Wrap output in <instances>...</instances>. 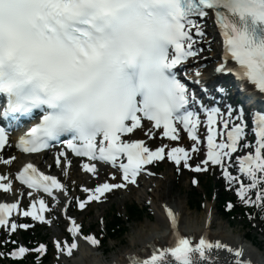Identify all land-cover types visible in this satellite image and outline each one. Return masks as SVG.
<instances>
[{
	"label": "snow or ice",
	"instance_id": "obj_1",
	"mask_svg": "<svg viewBox=\"0 0 264 264\" xmlns=\"http://www.w3.org/2000/svg\"><path fill=\"white\" fill-rule=\"evenodd\" d=\"M210 17L223 35L222 60L215 70L232 73L264 93V0H0V93L7 97L2 114L18 121L16 114L42 112L39 123L20 137L16 147L39 153L60 142L64 151L57 152L56 166L73 165L71 150L77 158L93 161L83 164L93 175H98V161L116 169L110 175L115 180L119 173L121 182L84 187L86 199L76 198L83 210L105 193L136 184L140 173L147 171L145 166L166 157L178 166L183 162V167L193 168L191 154H198L204 146L206 158L194 170L218 167L229 190L243 204L264 211V113H254L256 139L249 141L242 106L222 109L201 102L202 120L199 112L187 108L196 96L178 76L179 67L187 68L186 62L196 61L203 51L200 43L206 33L199 20ZM195 74L200 75L198 68ZM241 90H245L243 84ZM217 92L226 94V89ZM145 121L153 125L147 128L153 138L160 130L162 138L177 142L186 130L190 149L173 146L168 151L166 144L153 149L144 139H132L137 130L145 129ZM63 136L69 138L61 140ZM8 144V129L0 127V150ZM15 159L0 158V162ZM16 178L36 190L35 195L32 191L20 194L31 199V207L22 210L23 217L45 221L43 213L49 207L43 194L57 202L61 195L68 198L66 185L35 163L24 164ZM0 180L5 177L0 175ZM11 188L10 180L0 183V189ZM73 202L68 199L69 205ZM233 207L227 204L228 209ZM13 210H20L19 200L0 203V226L9 234L32 227L10 220ZM167 212L174 245L154 249L136 264H171L170 257L177 264H215L210 255L213 249L233 254L231 264H253L244 258L243 247L233 248L203 236L194 244L178 231L174 210ZM68 219L73 239H56L54 248L71 256L78 248L82 226L73 217ZM83 238L100 244L95 235ZM8 243L16 241L4 240ZM46 251L43 243L35 249L21 244L0 255L26 258V254Z\"/></svg>",
	"mask_w": 264,
	"mask_h": 264
},
{
	"label": "bare ground",
	"instance_id": "obj_2",
	"mask_svg": "<svg viewBox=\"0 0 264 264\" xmlns=\"http://www.w3.org/2000/svg\"><path fill=\"white\" fill-rule=\"evenodd\" d=\"M215 58V56H213ZM214 70L206 69V73L202 75V79L205 81L212 80ZM144 135V134H142ZM145 136V135H144ZM13 153V149L7 151V156H11ZM50 156V153L34 155L30 157L22 156L23 158H17L12 164L3 166L2 169L4 172H9L12 169L19 167L23 162L33 159L35 161H41L43 157ZM77 165H72L70 169L63 167L61 170L64 172L65 179L67 182L68 191L70 190V182H78L79 180L82 181H90V177L87 176L85 173L79 172V168L77 167V172L74 171ZM156 182V184L154 183ZM156 185L155 191L153 195L155 198L161 197V187L164 186L161 182H157L155 180L147 181L145 184L146 192L153 189V186ZM133 187V186H132ZM135 188H133L134 190ZM134 191L132 194H135ZM146 192L137 193V196L140 197ZM160 199H156L153 201L154 210L156 214L155 221H147L145 222L140 230H138L132 237L129 250L126 252H120L117 254L111 261L106 262L102 253L94 252L91 249H82L80 252V257L72 260L70 264H115L117 259L122 257H126L128 253L134 252L138 253L143 251L144 248H148L150 244L156 243L158 245L166 244L171 236V231L168 230L169 224L167 222L165 213L163 211L162 202ZM171 207L175 208L179 211L180 220L182 221L181 229L185 234H190L195 236L197 239V235H201L203 232H208L210 237L213 241L219 240L223 243H226L233 248L236 247H244L247 248L250 252L248 254H244V258L250 259L253 264H264V252L262 246L259 244L258 241L252 239L253 243L246 241L247 234H240V233H233L227 229V226H232L231 222H221L218 228L215 231H211V228L216 224V214L213 212L210 206H207L203 215L199 217H191L189 213L184 211V206L182 203L178 201H173L170 205ZM199 219V221H198ZM256 244L257 247L254 245ZM210 255L214 258L215 264H231L233 259V254H230L224 250H212ZM207 263V262H205Z\"/></svg>",
	"mask_w": 264,
	"mask_h": 264
},
{
	"label": "rangeland",
	"instance_id": "obj_3",
	"mask_svg": "<svg viewBox=\"0 0 264 264\" xmlns=\"http://www.w3.org/2000/svg\"><path fill=\"white\" fill-rule=\"evenodd\" d=\"M157 171L159 172V176L153 178V180L163 183L165 188V191L162 190L163 195L161 196V200H164L169 204L173 201H178L183 204L184 211L189 213L191 217L194 216L200 218L204 213L205 207L203 206L202 209L199 210L192 209L188 205V199L192 196V187L191 182L189 180L192 176H194V174L187 171H183V173H180L178 172V170L173 169L170 165L166 164H163V166L160 167ZM212 175L213 180L217 182L218 177H220L219 173L217 171H214ZM144 188L145 187H143L141 184L138 188H136V190L137 192L141 193V190ZM199 188L201 189V191H203L202 187ZM131 193L132 191H129V189L125 191H115L106 199L104 203L100 205H93L87 211L79 213L80 219L84 222V227L89 228L90 225H94L95 232H100L101 229L104 227L105 219L107 218V211H109V209H111L112 207L115 208L116 212L122 214L123 217L126 218V206H128L130 203L138 202L141 205H147L146 203L149 200L148 197L150 196V194H147L148 197L143 196L141 198ZM211 204L215 206L214 210L217 217L216 224L213 226L212 232L219 227L218 225L221 222H231L232 226H227V229L229 231H231L232 233L234 231V233L237 232L240 234L250 233V235H252L251 239L254 238L256 241H258L259 244L262 246L264 252V227H261L260 225L258 226L252 216H249L248 218L239 217L237 219L227 220L219 212L218 199H212ZM152 208L153 206L151 205L149 210L147 209V212L144 213L142 220L129 224V231L125 235L119 237L116 240L109 241V243L105 246L107 248V251L104 255L108 261L112 260L120 252L123 253L129 250L131 237L138 230H140V228L145 222L155 220V215ZM63 228L64 226L62 225L54 226L53 228H51V230L46 227H43L41 228L43 231L42 237H44L45 235L47 237H50L54 230L59 231ZM60 262L61 261L57 260V257L53 256V258L50 259V262L48 264H60ZM67 264H70V262Z\"/></svg>",
	"mask_w": 264,
	"mask_h": 264
},
{
	"label": "trees",
	"instance_id": "obj_4",
	"mask_svg": "<svg viewBox=\"0 0 264 264\" xmlns=\"http://www.w3.org/2000/svg\"><path fill=\"white\" fill-rule=\"evenodd\" d=\"M131 212L133 215L139 216L138 209L133 208ZM113 227L116 232H124V227L120 225L119 219H116L115 222H113Z\"/></svg>",
	"mask_w": 264,
	"mask_h": 264
}]
</instances>
